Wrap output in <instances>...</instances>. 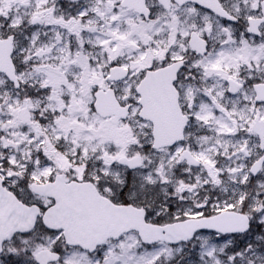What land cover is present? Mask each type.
<instances>
[{
	"label": "snow or ice",
	"instance_id": "snow-or-ice-1",
	"mask_svg": "<svg viewBox=\"0 0 264 264\" xmlns=\"http://www.w3.org/2000/svg\"><path fill=\"white\" fill-rule=\"evenodd\" d=\"M0 264H264V0H0Z\"/></svg>",
	"mask_w": 264,
	"mask_h": 264
}]
</instances>
